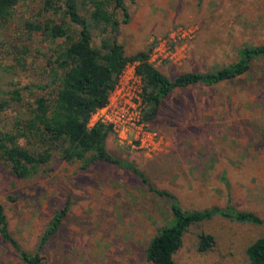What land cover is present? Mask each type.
I'll return each instance as SVG.
<instances>
[{"label":"rangeland","instance_id":"1","mask_svg":"<svg viewBox=\"0 0 264 264\" xmlns=\"http://www.w3.org/2000/svg\"><path fill=\"white\" fill-rule=\"evenodd\" d=\"M125 3L131 18L119 26L117 37L127 55L152 47V63L170 78L216 70L237 61L241 47L264 44V0ZM43 8L44 0H18L10 20L0 24V103L8 101L0 126L7 130L29 118L37 97L52 93L39 85L53 82L49 57L57 43L28 26L50 18ZM162 41L176 49L175 60H153ZM16 89L20 100L11 93ZM142 123L157 134L156 147H141L133 131L127 140L112 132L107 148L114 157L133 162L151 185L172 192L189 210L225 206L230 199L236 208L264 217V58L253 60L237 78L174 89L158 116ZM20 143L44 146L34 136ZM0 203L12 233L31 251L54 213L69 204L42 250L47 264H153L146 248L172 219L171 199L152 191L135 172L106 161L84 168L56 151L28 178L16 176L0 158ZM201 232L215 237L206 252L199 250ZM262 235V225L214 216L189 228L175 260L249 264L247 248ZM0 264H24L1 236Z\"/></svg>","mask_w":264,"mask_h":264},{"label":"trees","instance_id":"2","mask_svg":"<svg viewBox=\"0 0 264 264\" xmlns=\"http://www.w3.org/2000/svg\"><path fill=\"white\" fill-rule=\"evenodd\" d=\"M17 3L18 0H0V24L10 20ZM43 10L50 18L28 26L57 43L54 54L49 57L53 82L39 85L42 89L51 87L52 93L37 97L29 118L18 119L12 129L0 126V158L16 176L28 178L38 173L51 161L55 151L68 162L81 161L84 168L106 161L135 172L152 191L172 202V219L158 230L146 248V258L153 264H177L175 254L183 244L185 233L191 226L214 216L264 226V217L236 208L230 199L225 206L185 208L172 192L151 185L146 174L133 162L110 153L107 148V139L113 132L110 126L101 122L89 126L92 114L107 103L128 62H136L143 79V121L148 123L158 116L163 100L174 89L195 84L212 86L245 74L253 60L264 58V44L241 47L237 61L216 70L185 72L170 78L150 61L152 47L127 55L125 46L118 40L119 26L131 18L125 0H44ZM11 93L14 100L21 99L19 89ZM7 105L8 101L0 103V114ZM31 136L42 140L44 146L32 149L20 143ZM68 209L69 204L54 213L36 251H31L12 233L5 206L0 203V236L24 264H47L42 250L59 230ZM214 244L212 234L200 233V251L206 252ZM247 255L249 264H264V235L248 246Z\"/></svg>","mask_w":264,"mask_h":264},{"label":"built area","instance_id":"3","mask_svg":"<svg viewBox=\"0 0 264 264\" xmlns=\"http://www.w3.org/2000/svg\"><path fill=\"white\" fill-rule=\"evenodd\" d=\"M152 57L153 60L173 61L177 58L176 49L162 41L155 46ZM151 59L150 57V61ZM143 93L144 83L137 71L136 62H128L120 73L107 103L92 114L89 126L92 127L99 122L104 123L110 126L113 132L118 133L123 140H127L128 134L133 131L141 147L155 148L157 134L145 131L142 123L145 106Z\"/></svg>","mask_w":264,"mask_h":264}]
</instances>
